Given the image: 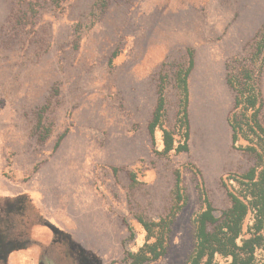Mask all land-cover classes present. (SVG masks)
<instances>
[{"label": "rangeland", "instance_id": "1", "mask_svg": "<svg viewBox=\"0 0 264 264\" xmlns=\"http://www.w3.org/2000/svg\"><path fill=\"white\" fill-rule=\"evenodd\" d=\"M263 24L264 0H0V206L19 203L32 244L5 264H39L40 245L54 264H128L146 242L137 217L169 212L177 171L188 202L153 264H188L203 209L196 171L219 216L241 190L231 178L256 164L247 141L232 142L228 76L252 66ZM190 49L189 152L165 155L148 124L165 75L164 128L175 130L176 73ZM261 89L264 98V72ZM255 220L249 213L239 245Z\"/></svg>", "mask_w": 264, "mask_h": 264}, {"label": "trees", "instance_id": "2", "mask_svg": "<svg viewBox=\"0 0 264 264\" xmlns=\"http://www.w3.org/2000/svg\"><path fill=\"white\" fill-rule=\"evenodd\" d=\"M254 53L250 67H242L239 77L228 76V83L235 89L234 109L228 122L232 129V142L236 145L240 139L247 141L243 149L254 155L256 164L247 172L233 176L241 186L238 194L229 192L231 205L217 215L206 192L200 171V192L203 209L193 219L196 246L188 264H213L217 255L231 259L228 264H256L258 250L264 253V124L261 121L264 109V98L261 80L264 72V24L256 35ZM188 65L176 73V87L180 93L175 130L164 128L167 116L166 76L160 77L158 99L152 119L148 124L149 134L155 143L156 131L162 133L163 154L189 152L191 134L190 124V77L195 67L194 50L188 51ZM63 134L55 149L65 138ZM183 142H178L176 137ZM47 135L43 137V140ZM116 173V170H114ZM134 177V176H133ZM188 202L187 189L180 171L176 172L173 200L169 212L156 221L137 217L146 233L145 244L136 252L128 251V264H153L167 255L172 227L179 213ZM256 215L251 237L243 240L244 222L249 213ZM130 240L135 234L129 227ZM261 264H264V260Z\"/></svg>", "mask_w": 264, "mask_h": 264}, {"label": "flooded vegetation", "instance_id": "3", "mask_svg": "<svg viewBox=\"0 0 264 264\" xmlns=\"http://www.w3.org/2000/svg\"><path fill=\"white\" fill-rule=\"evenodd\" d=\"M22 207L19 203L13 207L11 202L0 206V264H5L7 254L15 250H25L31 246V238L28 233V223L23 217ZM63 237L55 236L54 243ZM41 250L39 264H54V250L39 246Z\"/></svg>", "mask_w": 264, "mask_h": 264}, {"label": "water", "instance_id": "4", "mask_svg": "<svg viewBox=\"0 0 264 264\" xmlns=\"http://www.w3.org/2000/svg\"><path fill=\"white\" fill-rule=\"evenodd\" d=\"M45 224L47 227H49L53 231V233L56 234L55 227L53 225H51L49 222H46Z\"/></svg>", "mask_w": 264, "mask_h": 264}, {"label": "crops", "instance_id": "5", "mask_svg": "<svg viewBox=\"0 0 264 264\" xmlns=\"http://www.w3.org/2000/svg\"><path fill=\"white\" fill-rule=\"evenodd\" d=\"M6 200H7V202H11V203H12V201H14V199H13V198L6 199Z\"/></svg>", "mask_w": 264, "mask_h": 264}]
</instances>
